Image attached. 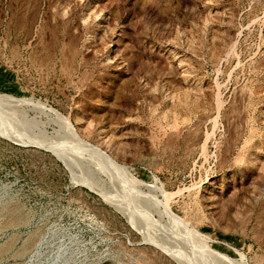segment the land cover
I'll use <instances>...</instances> for the list:
<instances>
[{
	"label": "rangeland",
	"instance_id": "1",
	"mask_svg": "<svg viewBox=\"0 0 264 264\" xmlns=\"http://www.w3.org/2000/svg\"><path fill=\"white\" fill-rule=\"evenodd\" d=\"M0 93V264H264V0H0Z\"/></svg>",
	"mask_w": 264,
	"mask_h": 264
},
{
	"label": "bare ground",
	"instance_id": "2",
	"mask_svg": "<svg viewBox=\"0 0 264 264\" xmlns=\"http://www.w3.org/2000/svg\"><path fill=\"white\" fill-rule=\"evenodd\" d=\"M14 96L13 95H11V94H4V93H0V102H4L5 104H8V103H10L11 101H9V100H13L12 98H13ZM23 99V98H22ZM25 100V99H24ZM219 104H218V106L220 107L221 105H222V101L221 100H219V102H218ZM209 117V116H208ZM64 119V122H65V124L67 125V127H69L70 128V130L72 131V133L74 134V136L76 137V139H79L80 141H82V142H84L85 140H83V138H82V136L80 135V133L78 132V130H77V128H76V126L74 125V123L72 122V120L70 119V118H68V117H64L63 118ZM86 142V141H85ZM87 144L88 145H91V147H93L94 149H97V150H100L99 148H98V146H95L94 144H90L89 142H87ZM92 148V149H93ZM101 151V150H100ZM101 152H103V151H101ZM105 153V155H108V156H106L108 159H111V162L114 164V165H117L118 163L109 155V154H107L106 152H104ZM262 162V161H261ZM202 236H207V235H205V234H202ZM215 252L216 253H218L219 255H221L222 257H225V258H227V259H231L227 254H225V253H222V252H219V251H216L215 250Z\"/></svg>",
	"mask_w": 264,
	"mask_h": 264
}]
</instances>
